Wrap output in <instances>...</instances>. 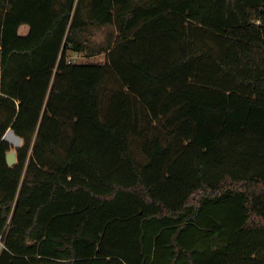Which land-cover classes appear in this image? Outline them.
Wrapping results in <instances>:
<instances>
[{
  "label": "trees",
  "instance_id": "trees-1",
  "mask_svg": "<svg viewBox=\"0 0 264 264\" xmlns=\"http://www.w3.org/2000/svg\"><path fill=\"white\" fill-rule=\"evenodd\" d=\"M0 237V264H264V0H0Z\"/></svg>",
  "mask_w": 264,
  "mask_h": 264
},
{
  "label": "rangeland",
  "instance_id": "rangeland-1",
  "mask_svg": "<svg viewBox=\"0 0 264 264\" xmlns=\"http://www.w3.org/2000/svg\"><path fill=\"white\" fill-rule=\"evenodd\" d=\"M28 30L29 29L27 26H23L21 28V33L26 34L28 33ZM114 33H115L114 27H103V28L94 27V28H91L89 32L85 33V36L89 38V41L93 44L96 51H98L99 49H102L103 47H105L108 38L111 37ZM105 57H106V53L89 57L85 53H78L72 50L68 52V59L69 61L73 63L102 62L105 60ZM23 144H24V141L19 138V144L17 146H13V145L12 146H13V149L16 150V148L22 146Z\"/></svg>",
  "mask_w": 264,
  "mask_h": 264
},
{
  "label": "built area",
  "instance_id": "built-area-1",
  "mask_svg": "<svg viewBox=\"0 0 264 264\" xmlns=\"http://www.w3.org/2000/svg\"><path fill=\"white\" fill-rule=\"evenodd\" d=\"M5 249H6V246L4 244V241H3L2 237H0V256Z\"/></svg>",
  "mask_w": 264,
  "mask_h": 264
},
{
  "label": "water",
  "instance_id": "water-1",
  "mask_svg": "<svg viewBox=\"0 0 264 264\" xmlns=\"http://www.w3.org/2000/svg\"><path fill=\"white\" fill-rule=\"evenodd\" d=\"M10 132H14V130L13 129H10L7 133H6V135H5V137H4V140H6V141H9L8 139H7V135L10 133ZM15 133V132H14ZM17 136V135H16ZM18 138H20L19 136H17ZM20 139H22V138H20ZM23 140V139H22ZM10 142V141H9ZM16 163V161L15 162H13V163H10L9 162V164L10 165H14Z\"/></svg>",
  "mask_w": 264,
  "mask_h": 264
}]
</instances>
